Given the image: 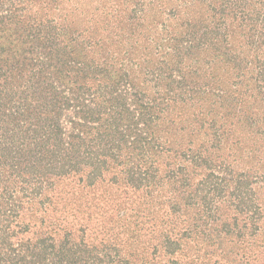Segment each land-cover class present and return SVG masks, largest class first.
I'll return each mask as SVG.
<instances>
[{
    "label": "trees",
    "instance_id": "obj_1",
    "mask_svg": "<svg viewBox=\"0 0 264 264\" xmlns=\"http://www.w3.org/2000/svg\"><path fill=\"white\" fill-rule=\"evenodd\" d=\"M0 264H264V0H0Z\"/></svg>",
    "mask_w": 264,
    "mask_h": 264
}]
</instances>
